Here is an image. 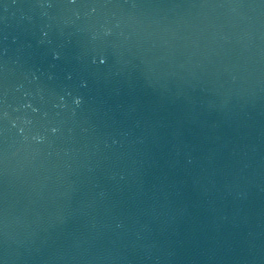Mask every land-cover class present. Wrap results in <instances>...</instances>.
I'll return each mask as SVG.
<instances>
[{"label": "water", "instance_id": "1", "mask_svg": "<svg viewBox=\"0 0 264 264\" xmlns=\"http://www.w3.org/2000/svg\"><path fill=\"white\" fill-rule=\"evenodd\" d=\"M0 264H264V0H0Z\"/></svg>", "mask_w": 264, "mask_h": 264}, {"label": "clouds", "instance_id": "2", "mask_svg": "<svg viewBox=\"0 0 264 264\" xmlns=\"http://www.w3.org/2000/svg\"><path fill=\"white\" fill-rule=\"evenodd\" d=\"M77 103H79V101H77Z\"/></svg>", "mask_w": 264, "mask_h": 264}]
</instances>
